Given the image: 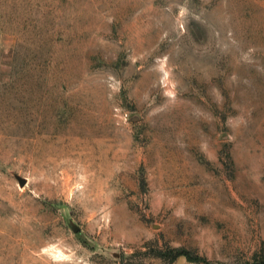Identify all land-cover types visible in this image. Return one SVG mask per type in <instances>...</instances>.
Segmentation results:
<instances>
[{
	"label": "rangeland",
	"instance_id": "374dc122",
	"mask_svg": "<svg viewBox=\"0 0 264 264\" xmlns=\"http://www.w3.org/2000/svg\"><path fill=\"white\" fill-rule=\"evenodd\" d=\"M260 261L264 0H0V264Z\"/></svg>",
	"mask_w": 264,
	"mask_h": 264
},
{
	"label": "trees",
	"instance_id": "16d2710c",
	"mask_svg": "<svg viewBox=\"0 0 264 264\" xmlns=\"http://www.w3.org/2000/svg\"><path fill=\"white\" fill-rule=\"evenodd\" d=\"M180 254H183V253H176L175 256H174V258H175L176 256L180 255ZM187 258H188V257H187ZM259 264H264V261H260Z\"/></svg>",
	"mask_w": 264,
	"mask_h": 264
}]
</instances>
